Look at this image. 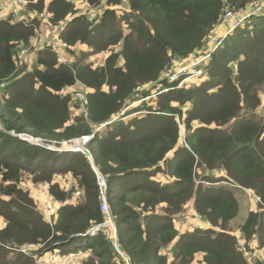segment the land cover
<instances>
[{"label":"trees","instance_id":"16d2710c","mask_svg":"<svg viewBox=\"0 0 264 264\" xmlns=\"http://www.w3.org/2000/svg\"><path fill=\"white\" fill-rule=\"evenodd\" d=\"M27 1L38 17L0 19V264H37L72 247L89 253L82 264H264V10L210 43L228 11L250 12L257 0H87L99 9L92 20L73 0ZM40 14L69 48L59 54L46 43L20 70ZM207 55L195 69L201 76L169 82L173 62L178 69ZM82 84L88 118L72 111L73 101L82 107L69 89ZM21 134L73 145L93 135L90 156ZM94 167L120 252L103 232L88 233L107 220ZM56 175H69L79 198ZM26 176L59 203L52 221L23 188ZM190 203L210 228L178 227ZM29 244L35 259L20 251Z\"/></svg>","mask_w":264,"mask_h":264},{"label":"rangeland","instance_id":"374dc122","mask_svg":"<svg viewBox=\"0 0 264 264\" xmlns=\"http://www.w3.org/2000/svg\"><path fill=\"white\" fill-rule=\"evenodd\" d=\"M50 0H48L47 2H49ZM74 3L76 4V9H78V14H82V15H86L87 17L90 18V20H92L93 18H95V15L97 14V12L99 11L98 8H93L91 6L88 5V2L87 0H73ZM122 1H125V0H122ZM4 2L8 3L11 5V8L9 9V14L8 16H6V18H9V16H12L11 14V10L14 8L12 7V0H5ZM26 7L23 9V11L17 15V16H13L15 19L17 20H26V22H29L30 20H32L33 18H36L38 17V14L35 13V12H29L30 10V6L29 4H26L25 5ZM29 6V7H28ZM119 12L121 11H124L125 10V2H122V4L120 6H118L116 8ZM249 13V12H248ZM41 18V19H40ZM247 18V17H246ZM245 18V19H246ZM40 21H41V25H40V28H38L36 31H35V37L34 39H32L31 43L29 45H25L24 46V51H26V53L24 52V55L20 56L19 58L23 60V63L24 65L21 66L19 69L21 70L23 67H25L26 71L29 70V68H31L34 64V61H35V57H36V54L37 52L44 47V45L47 43V42H52L53 40H56L55 36H53L55 33H59L58 30L56 29H53L51 30V28H49V25H48V17L45 15L43 17H39ZM245 19L241 22L240 21V18L238 16H235L233 18H230L228 19L222 26H220L218 28V30L214 32V35L211 36V39H210V43L212 41H214V39L216 40L217 38H219L220 36L224 35L226 32H228V29L232 26H234L237 22H239V24H242ZM228 34V33H227ZM226 34V35H227ZM225 35V36H226ZM224 36V37H225ZM22 46H20L21 48ZM23 48V47H22ZM69 47H67L66 49H68ZM23 50V49H21ZM213 51V50H211ZM61 52H62V48H61ZM69 55L72 56V54H70L69 52H67ZM59 54H61L59 52ZM62 57V56H61ZM63 58V57H62ZM99 59V56H95V57H92V60L94 62H101L102 60H98ZM64 60V58H63ZM66 62V60L64 61ZM103 62V61H102ZM101 62V63H102ZM184 62V61H183ZM100 63V64H101ZM180 63V62H179ZM185 63V62H184ZM174 67H177L178 63L177 62H174ZM205 65V63H203ZM189 80H187L186 82H188ZM262 106L260 109H258L260 112V116H262L264 118V95H262ZM75 100V99H74ZM79 102V101H78ZM81 105V104H80ZM135 105H132L130 108H133ZM77 103H75V101H73L72 103V111H73V116L74 117H82L84 116V118H88L89 117V114L87 112H85L83 106L81 105L82 108H77ZM136 107V106H135ZM76 110V112H75ZM118 119V118H117ZM125 120H129V119H125ZM93 126V125H91ZM95 130V129H94ZM182 133H183V130H182ZM19 138L22 139V137L19 136ZM93 137L91 138H88L86 139V137H81V138H75L73 140H71L70 142H73L75 140H78V139H82V141H84L83 145H78V144H71L69 143L68 141H64V142H60V143H55V142H49L48 145H36V144H33L35 146H39V147H43L45 149H49V150H52L54 152H60L61 148H71V147H76V149L78 150V152H81L83 153L84 155H86L87 157H89V153H88V150L86 148V145L89 141V139H92ZM86 141V143H85ZM29 142V141H28ZM30 143V142H29ZM72 152V151H70ZM76 152V151H75ZM92 159V158H91ZM95 171H97V169L94 167ZM215 175L221 177V176H225L226 173L222 170L220 171H215ZM1 178V177H0ZM70 176L69 175H66V176H61V175H56L54 177V182H58L60 184V186L63 188V189H66V190H70V188H76V194H74V197H78L79 198V192H78V187L77 185L75 184V182L71 179H69ZM0 182H1V179H0ZM23 188L25 190H29L30 194H31V197L33 198V200L37 203V206H38V210L41 211L42 213H44L47 221H52L53 219V216L54 214L56 213L58 207H59V203H57L54 199H52V197L49 195L48 193V185L42 183V184H34L30 177L29 176H26L23 178V184H22ZM248 194H251V192L249 190L246 191ZM252 195V194H251ZM253 197V195H252ZM252 204L254 207H257V205L259 204L258 200L254 199V197L252 198ZM250 204V203H249ZM246 205H244L242 207V211L244 213V215L246 214L247 210H246ZM111 214H107L106 212V215H107V220L106 222L103 224V225H97L95 226L94 228H98V232H103L105 236H107L112 244H113V247H115V249L117 250L116 248V245H117V231H116V225H115V222H114V219L112 217V212H110ZM112 218V219H111ZM179 222L181 224V230L182 231H186V230H189V229H195L196 227L198 228L200 226V221H201V218L200 216L198 215V213L196 212L195 208H194V205L193 204H187L185 207H184V210H183V215L182 217L179 218ZM242 218H239V220L232 224L231 228L232 227H236L238 228V224L239 222H241ZM195 224L199 225V226H196ZM207 224V222H206ZM237 231V230H236ZM236 236L240 237L241 236V231H237L236 233H234ZM241 241V240H240ZM242 243L244 244V241H242ZM253 248L255 249V251H258V245L256 242H254L252 244ZM75 247H72V250H74ZM119 248V247H118ZM28 252H25L24 254L28 257V256H31L32 258L35 259L34 256H32V250L34 251V249H27ZM71 250V251H72ZM21 251V250H20ZM71 251H64L63 253H60V254H56V261L59 262L60 259H63L65 258V255H69L71 253ZM118 252L119 249L117 250ZM22 252V251H21ZM30 253V254H29ZM52 253H55V252H49V253H46V255L44 256V258H46V260H48V262H52L50 261L51 259H49L50 257L53 256ZM69 253V254H67ZM252 256H254L253 254H258L257 252L253 253L251 252ZM75 254V253H74ZM81 254H82V257H81ZM87 254V253H85ZM85 254L82 253V251L79 249V252H78V256L76 257V259H73L75 260V262L71 263V264H82V260L85 258ZM89 254V253H88ZM87 254V255H88ZM122 254V253H121ZM260 254V253H259ZM81 257V259H80ZM43 258V260H44ZM201 259V256H197V258L195 259V262H198L199 260ZM41 260V261H43ZM79 260V262L77 261ZM40 260L37 261V264L39 262H41ZM84 261V260H83ZM43 263V262H41ZM62 264H69L68 262V259H63L62 260Z\"/></svg>","mask_w":264,"mask_h":264},{"label":"built area","instance_id":"2783aa9c","mask_svg":"<svg viewBox=\"0 0 264 264\" xmlns=\"http://www.w3.org/2000/svg\"><path fill=\"white\" fill-rule=\"evenodd\" d=\"M5 0H0V19H4L6 18V16H8V14L10 13L9 12V9L11 8V5L4 2ZM7 1V0H6ZM26 4H29V2L27 0H12V7H14L11 11V13L14 15V16H17L19 15L23 9L26 7L25 5ZM262 10H264V0H257L251 11L248 13L244 10H238V11H233V10H230L226 13V15L224 16V19L223 21L226 22L228 19L230 18H233L235 16H238L240 18V21L242 22L246 17H249L250 14L252 13H256V12H261ZM6 15V16H5ZM41 17L44 16V14H40ZM239 22H237L234 26L230 27L228 29V32H231V30H233L235 28L236 25H238ZM213 33V32H212ZM56 40H53L51 43L50 42H47L48 46H52L55 50H57L58 52H60L61 48L64 49V48H67L68 45L62 41L59 40V35L57 34L56 35ZM221 43V39L220 37L217 38L216 40L214 39L213 41V46H217ZM214 48H212V50L214 51ZM211 51V52H213ZM24 52L26 53V51L21 50L20 52V56L24 55ZM210 55H207L206 57L204 58H201L200 60H197V61H193L191 63H188L187 65H184V66H181L180 68L176 69V67H174V62L172 63V66L168 72V80L169 82H174L175 80H177L180 76L182 75H186V77H184V79L180 82L179 86L183 85L184 83H187L186 81L187 80H192L193 78H196L198 76H201L202 75V70H195L196 67L202 63L205 59H207ZM63 61V59H61ZM65 61V60H64ZM188 81V82H189ZM161 86V85H159ZM87 86L85 84H82V85H79L78 87H75V86H72L70 87L69 90H71L74 94V98L76 100H78L80 102V104L83 106L85 112H88V99H87ZM153 97V96H152ZM125 112H122L120 114V116H117V118L121 117V116H124L125 115ZM109 123H105V124H102L101 127L107 125ZM20 137H22V139L26 140V141H29L30 143H33V144H38V145H48L49 141H45V140H42V139H36V138H33L29 135H26V134H21L19 135ZM93 137V135L91 136H87V139L88 138H91ZM91 140V139H89ZM97 172V178H98V185H99V199H100V210L104 213L107 212V214H111L110 212V208H109V205H108V201H107V186H106V181L105 179L103 178V176L98 172ZM254 198L258 201H260V198L257 197V196H254ZM112 219V218H111ZM98 231V228H91L90 231L88 233L94 235L96 234ZM35 247L34 244H29V245H26L24 247L21 248V251L23 253L25 252H28L27 249H33ZM116 248L118 250V244L116 245ZM30 254V253H29ZM53 256L50 257L49 259H51L50 261H52L51 263L48 262V260H44V261H41L39 262L38 264H59V262L56 261V253H52ZM78 255L77 254H69L67 256H65V258H63L64 260L65 259H68V262L69 264L75 262V260L73 259H76ZM63 259H60L59 261L61 262Z\"/></svg>","mask_w":264,"mask_h":264},{"label":"crops","instance_id":"0c3cea01","mask_svg":"<svg viewBox=\"0 0 264 264\" xmlns=\"http://www.w3.org/2000/svg\"><path fill=\"white\" fill-rule=\"evenodd\" d=\"M196 226H199V225H197V224H195ZM178 227H180L181 228V224H178ZM199 227H201V228H210L211 226L207 223L206 224V221H203V220H201L200 221V226ZM4 228V224L2 223V222H0V230L1 229H3ZM71 254H73V253H71ZM65 256H67V255H65ZM81 257H82V254H81ZM81 257H80V259H81ZM83 258V257H82ZM43 260V259H42ZM44 260H46V258H44ZM43 260V261H44ZM78 262H79V260H77ZM59 264H62V261L60 262L59 261ZM79 264V263H78ZM81 264V263H80Z\"/></svg>","mask_w":264,"mask_h":264},{"label":"water","instance_id":"95a60500","mask_svg":"<svg viewBox=\"0 0 264 264\" xmlns=\"http://www.w3.org/2000/svg\"><path fill=\"white\" fill-rule=\"evenodd\" d=\"M86 139H87V137H86ZM85 143H86V141H85ZM60 151L61 152H70V151L75 152V151H78V150L76 149V147H71V148H61Z\"/></svg>","mask_w":264,"mask_h":264}]
</instances>
